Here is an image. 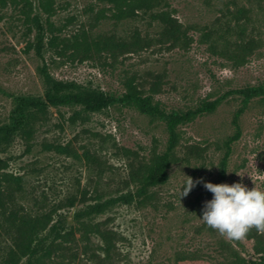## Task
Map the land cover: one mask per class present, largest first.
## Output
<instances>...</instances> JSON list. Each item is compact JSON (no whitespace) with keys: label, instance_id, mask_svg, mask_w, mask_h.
<instances>
[{"label":"rangeland","instance_id":"rangeland-1","mask_svg":"<svg viewBox=\"0 0 264 264\" xmlns=\"http://www.w3.org/2000/svg\"><path fill=\"white\" fill-rule=\"evenodd\" d=\"M164 1L183 31L175 41L141 10L117 18L109 0H0V124L9 121L13 96L42 95V65L56 78L110 91H123L130 80L168 108L264 82V0ZM99 38L111 43L92 42ZM237 105L226 97L182 125L166 180L143 192L140 173L165 146L162 122L121 106L83 119L69 106L34 111L29 130L0 146V264H11L21 216L47 221L32 244L59 218L72 228L64 237L62 230L49 234L45 241L54 244L43 264H228L235 252L249 257L255 230L238 244L201 220L213 198L203 185L217 177ZM240 124L223 183L264 191V98L250 103ZM187 177L201 183L180 197ZM127 193L129 202L75 218L88 203Z\"/></svg>","mask_w":264,"mask_h":264},{"label":"trees","instance_id":"trees-1","mask_svg":"<svg viewBox=\"0 0 264 264\" xmlns=\"http://www.w3.org/2000/svg\"><path fill=\"white\" fill-rule=\"evenodd\" d=\"M113 6V15L117 18L133 17L138 11L147 13L152 19L156 20L160 26V34L171 38L172 41L179 39L183 33L181 24L162 7L166 4L164 0H109ZM160 7V8H158ZM134 38H136L134 36ZM137 40V39H136ZM96 45L110 44L108 38L94 39ZM119 41H117L118 43ZM136 42V41H134ZM113 44V43H112ZM36 49L39 51L41 46V36L38 35ZM39 72L44 83L42 95L19 94L13 96V106L9 113V121L0 124V146L7 143L11 136L19 130H29L32 114L34 111H41L47 106H69L73 107L72 116L84 118L88 113L104 111L113 106L129 107L138 112L156 119L164 124L167 137L163 150L155 154L150 162L140 173L139 181L142 192L149 186L162 183L167 178V169L174 159L175 148L179 143V129L182 125L188 124L198 116L213 112L226 97L234 96L238 99V105L233 112L231 119L233 133L224 141V152L218 163L217 177L213 184H221L226 178V170L231 145L241 136V115L249 107L250 103L256 99L264 98V82L257 84H247L225 90L220 96L214 99L202 98L193 107L168 108L160 100L154 99L149 94H144L132 81L125 82V89L121 92L105 90L100 87L83 85L75 80H65L54 77L44 65L39 67ZM0 92L5 90L0 86ZM132 194H122L107 198L103 201H95L86 204L83 208L75 212V218L79 221L82 218L90 217L104 212L110 205L116 202H129ZM13 212L9 213L12 216ZM13 217V216H12ZM14 220V219H12ZM47 221L41 217L21 216L17 221L16 230L18 234L13 239L14 248L8 251L7 260L11 264H18L21 257H25L22 264H43L44 255H50L53 241L46 242L49 234H60L62 237L72 233V228L66 229L63 221L58 219L57 223L49 226L48 234L39 238L32 244V234L34 230L42 229ZM66 229V231H64ZM97 232L104 239V251L109 252L110 241L96 227ZM64 231V232H63ZM256 244L254 251L249 257L235 252L232 260L228 264H264V234L255 233ZM240 244L239 242H237Z\"/></svg>","mask_w":264,"mask_h":264},{"label":"clouds","instance_id":"clouds-1","mask_svg":"<svg viewBox=\"0 0 264 264\" xmlns=\"http://www.w3.org/2000/svg\"><path fill=\"white\" fill-rule=\"evenodd\" d=\"M198 183L201 181L187 177L180 197H186ZM203 186L213 194L205 202L201 218L209 228L230 242L245 240L253 230L264 234V191L249 189L242 183H204Z\"/></svg>","mask_w":264,"mask_h":264}]
</instances>
